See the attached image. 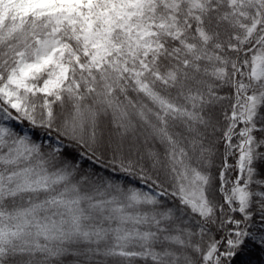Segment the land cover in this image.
Instances as JSON below:
<instances>
[{
  "label": "snow or ice",
  "instance_id": "obj_1",
  "mask_svg": "<svg viewBox=\"0 0 264 264\" xmlns=\"http://www.w3.org/2000/svg\"><path fill=\"white\" fill-rule=\"evenodd\" d=\"M0 264H264V0H0Z\"/></svg>",
  "mask_w": 264,
  "mask_h": 264
}]
</instances>
